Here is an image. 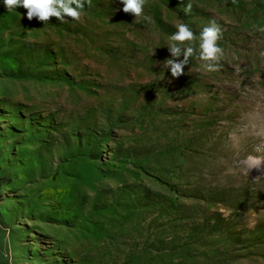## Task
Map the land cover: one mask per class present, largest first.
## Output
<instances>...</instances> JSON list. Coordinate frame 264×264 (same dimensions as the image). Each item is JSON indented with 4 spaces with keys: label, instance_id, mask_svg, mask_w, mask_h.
<instances>
[{
    "label": "rangeland",
    "instance_id": "374dc122",
    "mask_svg": "<svg viewBox=\"0 0 264 264\" xmlns=\"http://www.w3.org/2000/svg\"><path fill=\"white\" fill-rule=\"evenodd\" d=\"M122 8L44 24L0 0V264H264V0Z\"/></svg>",
    "mask_w": 264,
    "mask_h": 264
},
{
    "label": "clouds",
    "instance_id": "9594fccd",
    "mask_svg": "<svg viewBox=\"0 0 264 264\" xmlns=\"http://www.w3.org/2000/svg\"><path fill=\"white\" fill-rule=\"evenodd\" d=\"M85 2L91 6V0H3V5L8 12H12L17 8H23L27 12V19L36 18L44 24L50 21V18H56L61 23H67L71 20H79ZM123 5L122 11L125 14L134 16V21H138L141 17L143 20L151 22V17L143 15L146 0H118ZM192 9L191 2L183 7L185 14ZM221 38V29L213 20L210 25L203 28L199 36L198 59L202 61L204 70L211 72L217 70V62L223 54V49L218 46L217 41ZM194 33L188 25L180 23L177 31L169 38L168 50L171 58L164 61V67L170 69L171 76L178 78L183 75V69L189 64V60L197 51L193 46H186L185 42L192 41ZM183 56V59L179 58ZM249 159H258L249 157Z\"/></svg>",
    "mask_w": 264,
    "mask_h": 264
}]
</instances>
